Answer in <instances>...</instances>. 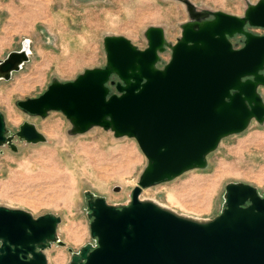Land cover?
<instances>
[{"label":"water","instance_id":"1","mask_svg":"<svg viewBox=\"0 0 264 264\" xmlns=\"http://www.w3.org/2000/svg\"><path fill=\"white\" fill-rule=\"evenodd\" d=\"M182 1L190 20L175 44L161 27L145 31L144 50L106 36L103 68L86 69L72 82L55 80L39 97L17 102L31 116L61 112L73 135L101 127L115 138L135 139L147 159L127 205L85 192L96 245L72 254L70 264H264V197L254 186L227 184L222 212L208 221L140 199L146 188L204 169L220 142L252 121L264 124V34L250 31L264 30V0L248 4L241 17ZM236 36L244 38L240 48L232 44ZM167 48L171 58L160 66ZM28 61L24 48L10 52L0 61V79L10 80ZM14 139L46 141L29 122L9 134L0 112V147L16 151ZM60 223L52 214L34 217L0 206V264H48L45 251L64 245Z\"/></svg>","mask_w":264,"mask_h":264},{"label":"rangeland","instance_id":"2","mask_svg":"<svg viewBox=\"0 0 264 264\" xmlns=\"http://www.w3.org/2000/svg\"><path fill=\"white\" fill-rule=\"evenodd\" d=\"M198 11L243 16L259 0H188ZM190 20L182 0H0V61L30 45L31 54L10 80L0 79V112L9 134L24 122L35 125L46 141L27 144L17 139L13 151L0 147V206L30 212L34 217L61 218L57 235L63 246L45 251L48 264H70L72 254L88 244L90 220L84 194L103 197L113 206L127 205L147 165L135 139L115 138L94 127L73 135L61 112L46 118L24 113L17 102L42 95L53 81H74L86 69L103 68L106 36H122L144 50L145 31L161 27L173 45L181 25ZM255 34L264 30L251 28ZM244 38L232 44L240 48ZM160 66L171 50L160 55ZM112 92H116L112 89ZM264 100V88L259 89ZM229 183L254 186L264 197V124L252 121L241 134L223 139L207 157V166L173 181L146 188L141 200L152 201L178 215L200 221L217 217ZM119 187L118 192L114 191Z\"/></svg>","mask_w":264,"mask_h":264},{"label":"bare ground","instance_id":"3","mask_svg":"<svg viewBox=\"0 0 264 264\" xmlns=\"http://www.w3.org/2000/svg\"><path fill=\"white\" fill-rule=\"evenodd\" d=\"M23 48H24V50L26 51V53H27L28 55L31 54L30 45H29L28 43H26L25 46H24Z\"/></svg>","mask_w":264,"mask_h":264}]
</instances>
